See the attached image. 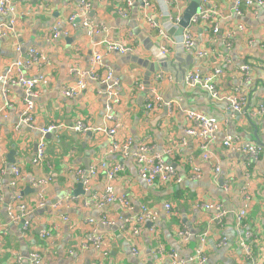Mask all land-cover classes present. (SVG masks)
I'll list each match as a JSON object with an SVG mask.
<instances>
[{
    "label": "crops",
    "instance_id": "crops-1",
    "mask_svg": "<svg viewBox=\"0 0 264 264\" xmlns=\"http://www.w3.org/2000/svg\"><path fill=\"white\" fill-rule=\"evenodd\" d=\"M83 1L90 5L88 20L102 29L99 35L84 26V18L70 21ZM235 1L209 0L207 10L216 11L212 22L190 28L196 49L211 53L202 59L182 45L180 27L170 26L171 18L179 13L170 0H153L151 9H146L141 0H136L131 9L127 0H11L14 12L0 16V74L31 49H37L48 59L41 74L50 81L37 89L32 126L21 123L23 89L0 84V264H16L19 257L22 264H30L33 253L42 256L43 264H172V252L186 264H197L191 260L203 234H207L205 264L263 262L264 11L255 13L244 7L239 16L234 12ZM190 2L183 0L181 18ZM148 18L167 39L159 37ZM215 24L219 25L218 34L213 32ZM240 25L244 30L239 29ZM53 28L62 33L58 40L51 38ZM108 43L130 46L133 51L127 55L108 52ZM162 46L169 49L167 56L172 65L164 72V79L156 82L155 75L163 72L158 71ZM95 51L103 54L104 65L113 71V82L119 84L118 96L113 100L114 121L107 118L106 86L88 81L82 95L64 96L65 89L78 81L70 70L78 66L88 72ZM132 58L150 66L144 67ZM151 65L155 72L150 76ZM244 65L250 66L248 73L242 70ZM217 70L220 74L213 82L222 96L245 97L240 112L234 111L228 99L217 100L202 88L186 85L185 77L190 72L211 77ZM153 89L166 103H173L171 111L164 106L152 115L146 114L145 98ZM190 110L220 123L210 160L203 158L200 141L186 133V113ZM80 121L91 130L74 131L72 127ZM116 125L119 141L132 139L134 148L146 141L151 153L165 155L182 182L150 186L140 178L139 167L132 159H124L120 152L110 153V136L97 129ZM52 126L57 129L44 137L45 158L35 165L43 130ZM229 138L256 143L262 147V154L250 163L245 156L226 149L224 142ZM13 151L14 166L20 171L16 189L10 186L13 173L8 156ZM167 151L170 154H165ZM102 163L108 169L118 164L124 168L112 181L101 172L86 186L79 173L89 174ZM195 169L200 173L197 180L190 177ZM40 180L48 183L36 187ZM110 182L117 195L129 202V208L120 202L106 208L93 203L95 197L103 196ZM80 185L84 193L75 195ZM245 189L250 204L239 225L236 214L244 209ZM42 190L45 208L37 206ZM18 194L29 214L22 222L10 224V206ZM72 196L81 201L56 209L61 200ZM86 201L90 206H85ZM166 204L173 207L171 216L165 212ZM209 204L228 212L222 222L214 221L216 212L206 209ZM144 208L153 220L138 223ZM24 221L30 224L27 231L22 226ZM183 231L192 235L187 242L181 236ZM45 233L48 236L44 237ZM96 236L101 238L100 248L89 241ZM223 239L226 245H221Z\"/></svg>",
    "mask_w": 264,
    "mask_h": 264
},
{
    "label": "built area",
    "instance_id": "built-area-1",
    "mask_svg": "<svg viewBox=\"0 0 264 264\" xmlns=\"http://www.w3.org/2000/svg\"><path fill=\"white\" fill-rule=\"evenodd\" d=\"M136 0H127V6L131 9ZM153 0H141L144 7L146 9H151ZM193 1V0H189ZM83 5L78 9V11L72 15L71 23H73L76 19L84 18V26L95 32L96 34H100L102 29L94 26L87 18L88 12L90 10V5L83 1ZM173 7L179 11L178 15L175 18H171L173 21L170 24L174 27H178L182 18H181V5L183 0H170ZM209 4V0H203L202 5L199 8V12L192 17L191 25L198 24H207L211 23L213 16L216 15V11L207 10L206 6ZM248 7L254 9L255 13L258 10L264 11V0H236L234 5V12L242 16L243 8ZM14 12V7L12 5L11 0H0V16L8 15ZM125 15V14H124ZM148 23L150 26L158 31L159 37L162 39H167V35L164 31L158 29L156 23L153 22L151 18H148ZM2 25H0V28ZM240 30H244V26H239ZM214 34L220 33L219 25L215 24L213 28ZM62 33L58 30V28H53L51 31V38L53 40H58ZM230 36L228 35V38ZM182 45L186 50L195 52L199 58L207 59L210 57L211 53L209 51L197 50V44L190 28L185 29L184 36L182 40ZM230 46V45H228ZM133 51V48L130 46H125L121 44H113L108 43V52H117L120 55H127ZM161 53L164 56H167L170 51L165 46L161 47ZM18 52H21V48H18ZM48 62L47 57L42 53V51L37 49H31L24 58H19L17 61L11 63L7 70L0 74V84L5 86H18L21 87L25 94V105L21 112V123L27 126H32L35 122V99L37 97V89L42 86L49 85V77L46 74H41V68ZM90 70L85 72L80 67H73L70 72L73 76L77 77V83L69 86L64 91V96L67 98H75L82 95L88 89V81H92L94 83H98L100 85H104L107 87L106 94L108 96V102L106 103V109L109 112L107 114V118L109 121H114L115 118L113 116V100L117 98L118 94L116 92V88L118 87V81L113 82V71L107 68L104 65V56L101 52L95 51L93 56L90 59ZM250 66L244 65L242 70L246 73L249 72ZM33 72H38L36 77L30 76ZM220 74V71L217 70L214 72V76L202 77L198 72H190L186 75L185 82L186 85L190 88H202L209 92L214 99L223 100L228 99L232 105L234 111L240 112L242 107L246 104L245 97L240 94V96H234L230 98H226L221 95L218 91L216 85L213 80L216 75ZM165 73L159 72L155 75V81H160L164 79ZM141 88V87H140ZM142 90L144 88L142 87ZM146 101V114L152 115L164 106L167 107L168 110L173 109V103H166L163 99L162 95L159 93L157 89H153L148 93L145 98ZM186 119L188 123V127L186 130L187 135L190 137H194L200 141V148L204 151L203 158L205 160H210V152L211 147L216 140L217 134L220 130V123L214 117H209L198 111H188L186 113ZM119 125H116L113 128H98L97 131L100 133H105L110 136L112 141V148L110 153L120 152L121 156L124 159H132L135 164L139 167V176L145 181L148 185L152 186L156 183L161 185H166L170 183H180L182 182V178L178 174L177 170L172 167L165 158V155L153 154L151 153V148L148 146L146 141H142L134 148V142L132 139L127 140L126 142H121L118 137V129ZM57 129L56 126L49 127L46 130H43V138L38 144L37 155L34 159L35 165H40L45 158V150L46 143L44 141L45 135L51 133ZM72 129L77 132H87L91 130L89 126H87L83 122H77ZM224 146L226 149L231 151L232 153H239L245 156L249 162L256 161L259 159L262 154V147L256 143H245L242 142L239 138H229L225 140ZM165 154H170V151H167ZM0 155L2 152L0 151ZM247 166L249 165L246 164ZM123 165L118 164L111 169H108L105 163H102L101 166L93 167L89 174L79 175L84 180V184L88 186L92 179L98 177L101 172L105 173L110 181H112L116 175V173L120 170H123ZM13 173V180L10 182V186L13 189L17 188L18 180L20 179V171L17 166L12 165L11 167ZM216 172H220V167H216ZM192 179L197 180L200 178L199 169H195L193 174L190 176ZM48 183L47 180H40L35 183L36 187L43 188ZM242 198L245 202L244 209L236 214L237 222L240 225L242 222V218L245 213L248 211L250 204V196L247 190L242 191ZM80 197H68L61 200L56 206L59 207H67L73 202H80ZM116 202H120L124 207L129 208V202L125 200L123 197L117 195V192L111 182L106 186L103 196L99 199L97 197L94 198L93 203L96 204V207L106 208ZM19 203L18 207H14L15 204ZM47 205L46 197L44 196V192L39 195V199L37 202V206L39 208H45ZM85 206H90V202L86 201ZM207 210H211L216 212V217L214 218L215 222H222L223 219L227 216L228 212L224 210L219 205L209 204L206 205ZM165 212L168 216L172 215L173 207L171 204L165 205ZM29 214L28 206L24 203L20 202L19 194L15 196V199L12 202V206H10V224L20 223L22 222L27 215ZM105 219V218H104ZM153 220L152 215L148 208H144L142 210L141 215L138 217L137 222L142 223L145 220ZM104 223H107L105 220ZM23 228L27 231L30 228V224L25 222ZM132 229L136 230V227L131 226ZM44 237L48 236V233L43 234ZM181 236L184 241H189L192 235L188 231L181 232ZM247 237H250V233H247ZM89 241L97 246L101 247V238L98 236L91 237ZM226 239H223L221 245H226ZM241 245L246 248L244 240H242ZM172 259V264H186L183 260H180L179 256L172 252L169 255ZM23 259L21 257L18 258L16 264H22ZM192 262H196L197 264H205L208 261L207 254V234H203L199 237V244L196 248L195 256L191 260ZM30 264H43V258L38 253H33L29 257ZM261 264H264V260Z\"/></svg>",
    "mask_w": 264,
    "mask_h": 264
},
{
    "label": "water",
    "instance_id": "water-1",
    "mask_svg": "<svg viewBox=\"0 0 264 264\" xmlns=\"http://www.w3.org/2000/svg\"><path fill=\"white\" fill-rule=\"evenodd\" d=\"M202 1L203 0H193V1H191L190 2V5H189V7L186 9V11H185V13H184V15H183V18H182V20H181V22H180V24H179V27H180V35H182V33L184 34V31H185V29H187V28H191L192 27V25H191V20H192V17L195 15V14H197L198 12H199V8H200V6L202 5ZM160 55H161V57H160V63H161V66H160V68H159V70L158 71H163V72H166V71H169L170 70V67H171V63H169V61H168V56H164L162 53H161V51H160ZM132 60L133 61H135V62H138V63H140L136 58H132ZM141 65H143L144 67H148V66H150L149 65V63H144V62H142L141 61V63H140ZM150 70H151V72L149 73V75L152 73H154L155 72V67L153 66V65H151V67H150ZM149 70V71H150ZM187 70L188 69H186L185 71H184V73H186L187 72ZM151 74V75H152ZM150 75V76H151ZM149 76V77H150ZM149 77H147V79H149ZM186 78V77H185ZM146 93H147V90L145 91ZM16 154V152L15 151H13L9 156H8V160L10 161V165H9V167H12V165H14L15 163H16V161H15V159H14V155ZM171 165V164H170ZM172 166V165H171ZM172 167H174V166H172ZM30 190V189H29ZM84 192H83V188H82V185H80V187H79V191H77L76 193H74L75 195H81V194H83ZM24 223H25V221H24ZM24 225V224H23ZM22 225V226H23Z\"/></svg>",
    "mask_w": 264,
    "mask_h": 264
},
{
    "label": "rangeland",
    "instance_id": "rangeland-1",
    "mask_svg": "<svg viewBox=\"0 0 264 264\" xmlns=\"http://www.w3.org/2000/svg\"><path fill=\"white\" fill-rule=\"evenodd\" d=\"M19 206V203L15 204L14 207H18Z\"/></svg>",
    "mask_w": 264,
    "mask_h": 264
}]
</instances>
